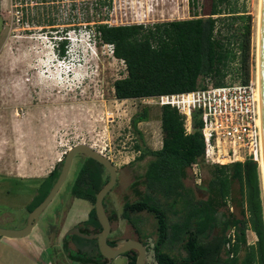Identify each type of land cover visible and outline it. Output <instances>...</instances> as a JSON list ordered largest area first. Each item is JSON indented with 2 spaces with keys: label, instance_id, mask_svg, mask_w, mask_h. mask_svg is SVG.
<instances>
[{
  "label": "trees",
  "instance_id": "16d2710c",
  "mask_svg": "<svg viewBox=\"0 0 264 264\" xmlns=\"http://www.w3.org/2000/svg\"><path fill=\"white\" fill-rule=\"evenodd\" d=\"M59 1L33 0L32 5L41 10L26 22L46 24L56 30L51 7H59ZM89 1L82 15L88 32L102 42L111 43V53L124 63L125 74L112 81L115 98L190 90L205 86L206 77L212 84H219L230 73L239 81L249 77L250 14L236 9L230 0H209L207 11L200 14L193 10V0H188L189 17L116 24L106 21L112 0ZM65 41L64 34L55 41L59 56H64ZM146 118L147 107H141L129 118L130 130L136 136L133 148L138 152L132 160L145 156L148 159L142 173L129 183L136 197L122 202L120 216L137 231L131 214L146 211L152 215L155 262L264 264L263 188L258 163L249 157L229 163L206 162L198 111H193L192 126L186 132L183 116L169 104L159 105L160 146L147 147L137 126L138 121ZM62 159L63 156L45 175L30 178L34 183L27 212L52 185ZM192 163L197 164L199 172L204 165L207 175L200 176V183L189 186L186 179ZM101 170L100 162L85 155L75 170L69 194L93 203L96 191L108 177ZM229 206L233 210H228ZM115 217L112 210L111 219ZM85 222L79 229L86 233L87 225H98L93 205ZM229 227L234 229L232 241L226 236ZM246 229L255 235L251 243L247 241ZM73 236L91 239L94 244V238L73 233L64 236L62 245L65 247L67 239ZM142 242L146 246L145 240ZM65 249L73 263L103 264L96 257H101L99 252ZM122 254L127 255L128 264H133V249Z\"/></svg>",
  "mask_w": 264,
  "mask_h": 264
},
{
  "label": "rangeland",
  "instance_id": "374dc122",
  "mask_svg": "<svg viewBox=\"0 0 264 264\" xmlns=\"http://www.w3.org/2000/svg\"><path fill=\"white\" fill-rule=\"evenodd\" d=\"M188 0H112L106 15L108 23L142 22L190 16ZM209 0H193V10L206 12ZM236 9L250 14L248 72L256 76V35L258 0H230ZM89 0H60L51 7L54 27L27 23L36 17L33 0H0V224L6 228L22 226L27 215L26 204L33 194V180L45 174L74 143L84 142L106 156L116 167V178L105 200L116 217L112 220L111 237H136L145 240V264H157L153 258L154 219L146 211L132 213L137 231L120 216L125 199L136 196L129 187L142 173L148 156L132 160L138 153L133 148L135 134L129 126L130 116L147 107V118L137 122L147 147L160 145L159 105L144 97H114L112 81L125 74L124 63L113 56L107 43L88 32L82 15ZM25 7H22L21 5ZM46 8V7H45ZM65 35L64 56L56 53L55 41ZM51 35V36H50ZM225 80L237 81L234 73ZM210 83V78H205ZM82 156L75 153L59 189L38 214L27 235L32 247L46 246V264L71 262L66 249L92 252L91 239L73 236L61 244V234L83 219L92 203L69 194V185ZM194 168L199 171L198 166ZM26 175L20 178L4 173ZM201 172V173H200ZM200 176L207 175L204 165ZM192 173V174H191ZM186 184L194 186L193 172ZM29 175V176H28ZM31 176V177H30ZM261 176V175H260ZM262 184V179L260 177ZM141 186V185H140ZM263 188V187H261ZM264 213V191L261 192ZM60 222L57 234L46 230V218ZM228 210H233L229 208ZM222 211V209H219ZM235 211V210H234ZM1 226V225H0ZM248 242L255 235L246 229ZM32 264V263H28ZM103 264H128L126 254H117Z\"/></svg>",
  "mask_w": 264,
  "mask_h": 264
},
{
  "label": "built area",
  "instance_id": "2783aa9c",
  "mask_svg": "<svg viewBox=\"0 0 264 264\" xmlns=\"http://www.w3.org/2000/svg\"><path fill=\"white\" fill-rule=\"evenodd\" d=\"M107 44L112 51L111 43ZM144 98L158 105L174 106L183 116L186 132L191 129L193 111H198L203 159L206 162L229 163L249 157L258 163L260 143L256 76H249L246 81L210 82L190 90L163 92ZM194 165L192 163L193 176L199 181L200 174ZM226 236L229 241L233 240V227L227 229Z\"/></svg>",
  "mask_w": 264,
  "mask_h": 264
},
{
  "label": "water",
  "instance_id": "95a60500",
  "mask_svg": "<svg viewBox=\"0 0 264 264\" xmlns=\"http://www.w3.org/2000/svg\"><path fill=\"white\" fill-rule=\"evenodd\" d=\"M256 78L258 84V121H259V143L261 169L264 183V0H258L257 35H256ZM75 153H82L100 162L108 172L106 181L98 188L93 200L95 216L100 224V229L95 232L86 233L77 226L70 227L62 234V239L66 234H76L84 238L96 239V245L100 254L106 257L108 262L112 257L127 250L135 251L133 264H145V245L140 238L118 237L112 244L106 242V234L109 230V221L102 206L104 193L113 185L116 178V167L112 161L100 151L94 149L89 144L77 142L69 146L64 152L58 174L52 185L43 196L27 213L25 222L22 226L6 228L0 226V235L18 237L29 233L32 225L37 221L38 214L55 195L57 189L65 179L71 159ZM87 264H96L87 262Z\"/></svg>",
  "mask_w": 264,
  "mask_h": 264
},
{
  "label": "crops",
  "instance_id": "0c3cea01",
  "mask_svg": "<svg viewBox=\"0 0 264 264\" xmlns=\"http://www.w3.org/2000/svg\"><path fill=\"white\" fill-rule=\"evenodd\" d=\"M195 165L197 164L195 163ZM191 169H192V164H191ZM4 174L15 175V176H26L18 173H4ZM0 225L7 226L4 224H0ZM31 229L29 233L31 232ZM39 230L41 231V229H38L37 227L35 228L36 231L35 235L38 236V240L40 241V246L35 244L34 248L32 247V243L30 242V239L27 237L29 233L18 237L0 235V264H28V263L46 264V262L48 263V260H46V262H44L43 260V258L48 257L47 256L48 251L46 246L43 245V242L41 241L40 238L41 236L40 233L38 232Z\"/></svg>",
  "mask_w": 264,
  "mask_h": 264
},
{
  "label": "flooded vegetation",
  "instance_id": "af4514ba",
  "mask_svg": "<svg viewBox=\"0 0 264 264\" xmlns=\"http://www.w3.org/2000/svg\"><path fill=\"white\" fill-rule=\"evenodd\" d=\"M78 154H80L82 157L78 160V163H77V166H78V164H79V162L80 161H82L84 158H85V155L84 154H82V153H78ZM77 166H76V168H77ZM101 173L103 174V173H107V176H108V172H107V170L105 169V167L102 165V170H101ZM5 176H14V177H20V178H27V177H24V176H15V175H8V174H4ZM111 188V187H110ZM110 188L104 193V195H103V197H102V206H103V209H104V212H105V214H106V216H107V218H108V221H109V230H108V232H107V234H106V242L107 243H109V244H112L113 242H114V240L116 239V238H118V237H111L110 236V232L112 231V226H111V224H112V219H111V213H112V208L111 207H109L108 206V204L106 203V200H105V197H106V194H107V192L110 190ZM92 205H93V203H92ZM57 210L56 211H54L53 212V219H49V218H46V220H45V224L44 225H46L47 227H46V230H53L54 232H53V234L55 235V234H57V232H58V230H59V225H60V222L59 223H57V222H55L56 221V217H57ZM86 218H87V214H86V216L83 218V219H81L79 222H76L75 224H73V225H71L70 227H74V226H77L78 228H79V226L80 227H84L85 226V220H86ZM97 219V218H96ZM98 221V220H97ZM24 222H25V219H24ZM24 224V223H23ZM35 224V223H34ZM33 226V225H32ZM69 227V228H70ZM100 229V224H99V222H98V225L97 226H95V224H92V225H87V230H89V232H95V231H97V230H99ZM88 232V233H89ZM63 234V233H62ZM62 234H61V244H62V242H63V240L64 239H62ZM73 234V233H72ZM94 238V244H93V247H92V252L93 253H95V252H99L98 251V248H97V245H96V239H95V237H93ZM127 250H129V249H127ZM127 250H125V251H127ZM124 252V251H123ZM123 252H121V253H119V254H122ZM100 253V252H99ZM96 257H98V259H101V260H103V263L106 261V257H104V256H102L101 255V257H99V256H96Z\"/></svg>",
  "mask_w": 264,
  "mask_h": 264
},
{
  "label": "bare ground",
  "instance_id": "6f19581e",
  "mask_svg": "<svg viewBox=\"0 0 264 264\" xmlns=\"http://www.w3.org/2000/svg\"><path fill=\"white\" fill-rule=\"evenodd\" d=\"M258 165H259V171H260V175H261V179H262V187H263V191H264V183H263V176H262V169H261V158L258 161Z\"/></svg>",
  "mask_w": 264,
  "mask_h": 264
}]
</instances>
